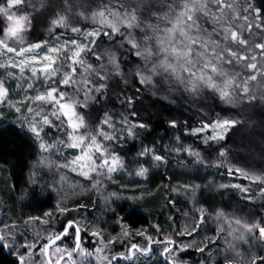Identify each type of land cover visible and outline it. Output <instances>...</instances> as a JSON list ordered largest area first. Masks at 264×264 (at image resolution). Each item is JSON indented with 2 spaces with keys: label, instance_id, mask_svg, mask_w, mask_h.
I'll return each instance as SVG.
<instances>
[{
  "label": "trees",
  "instance_id": "1",
  "mask_svg": "<svg viewBox=\"0 0 264 264\" xmlns=\"http://www.w3.org/2000/svg\"><path fill=\"white\" fill-rule=\"evenodd\" d=\"M115 2L118 8V0ZM129 2L132 3L134 0ZM147 2L152 4L154 11L159 8L153 0ZM0 4H3V0H0ZM82 4L87 5L89 10L81 8ZM101 5H108V0H67V3L65 0H44L42 6L40 0H32V6L28 0H23V3L12 11L28 16L31 21L30 27L23 33L27 44L51 39L49 29L53 28L51 21L57 15H65L68 25L63 29L53 28V33L60 36H76L69 30L73 26L82 30L95 26L93 20L85 19L78 13L84 11V16L90 17L92 12L102 10ZM70 7L72 10H69ZM233 7L236 12L230 15L236 17L235 30H238L247 41L248 54L255 52L257 61H260L261 50L254 46L264 44V0H233ZM138 15L141 19L147 16V8L142 9ZM244 16L248 17L247 21L243 20ZM5 23L6 18L0 16V28L5 27ZM249 24L250 28L247 27ZM240 25H245V28H240ZM113 43L105 40L100 49V52L104 53L101 55L100 63L105 64L108 71L111 68L105 55L115 52L120 57L124 54V50L113 47ZM88 63L94 68L98 67L92 56H88ZM120 67L122 75H112L106 81L108 85L106 95L95 94L97 99L90 102L84 113L86 124H93L105 111L117 122L120 121L121 115L128 116L130 111H135L137 115L134 119L146 127L135 129L134 137L121 136L119 140L112 142V146L119 154L134 155L149 144L155 145L159 150L169 139L180 137L201 154L202 163L190 159L188 163L203 166L208 171L198 175L185 172L181 174L170 170V163L165 162L159 171L152 170L144 181L118 177L108 181L102 189L88 188L86 178L65 171L71 182L82 181L85 186L83 187L85 190L82 189L65 198L61 191L66 182L61 185L55 182L58 176L51 174L45 163H40L44 158L30 134L24 127L16 124L10 108L2 109L0 229H3L2 234L8 239L4 241L7 251L5 246L0 244V264H18L17 257L20 258L18 254L24 252V248L15 239L26 238L30 241L35 237L36 231L42 236L46 233L59 232L67 216H72L79 222L82 229V246L85 248L95 250L96 247H101L97 243L98 238L91 235L92 231L97 229L101 231L105 245L103 253L108 257L119 256L112 264H172L167 254L161 252L162 244H154L153 251L148 256L136 253L130 261L122 259L121 254L127 251L129 244L145 245V236L136 234L140 231H144L155 240L164 236L178 242H190L191 237H181L178 233L192 227L196 222L198 208H204L210 214V218L203 222L195 242L207 243L209 238L214 237L217 238V242L209 244L203 252L195 247L176 252L175 257L178 260L190 264H226L225 262L247 264L250 258L255 257L259 264V260L264 258V241L250 238L243 240L235 251L229 249L225 242V237L229 241L227 227H224V233L218 231L219 227L224 226L222 225L224 218L218 219L213 215L217 209L237 211V214L244 215L251 221L264 224V195L261 194L258 182L246 180L234 171L238 168L252 175H264V102L257 99L249 103L240 95H236L233 97V104H227L209 89H203L194 97L185 91L182 85H174L169 91V86L160 83L158 77L154 78L155 86L141 85L135 74L137 68L141 70L144 68L139 60L129 57L127 61L121 62ZM229 70L239 72L240 75L246 74L239 67ZM251 83L257 85L253 91L259 97L262 90L259 77L256 82ZM127 97L132 98L131 108L124 102ZM217 116L237 121L234 127L228 129L223 140L203 144V138L209 135L211 129L200 136L190 135L193 128L201 127L209 120L214 123ZM173 122L176 127H172ZM219 152H225L226 155L221 157ZM226 169H233V173L229 174ZM209 177L236 182L249 187L250 191L244 193L233 187L218 191L207 190L204 184ZM191 185L200 187L196 190L192 189ZM148 189L151 191H147ZM112 193L116 195L112 196ZM57 205L75 211L61 214L56 211ZM46 212L52 213V216L44 217L43 214ZM32 217L48 219V223H28ZM5 224L15 227L8 232L4 228ZM84 228H88L87 235L84 234ZM109 239L112 243L108 242ZM236 252L240 255L236 256ZM24 254L27 257V253Z\"/></svg>",
  "mask_w": 264,
  "mask_h": 264
},
{
  "label": "snow or ice",
  "instance_id": "2",
  "mask_svg": "<svg viewBox=\"0 0 264 264\" xmlns=\"http://www.w3.org/2000/svg\"><path fill=\"white\" fill-rule=\"evenodd\" d=\"M153 2L159 5L155 11L147 0H134L132 3L129 0H118V8L115 0H108V5H101L102 10L92 12L90 17H85L84 11H80L78 15L85 19L90 18L95 26L90 31L73 26L69 30L76 36L67 39H61L59 34L53 33V28L68 27L66 16L57 15L51 21L53 28L49 29L51 41L45 39L27 44L23 33L30 27L31 21L28 16H17L16 12L12 11L22 4L23 0H3V4H0V16L7 21L5 27L0 28V69L4 70L0 72V106H7L17 113L23 108L26 114H22L19 120L26 126V132L30 134L40 152L58 153L67 161L63 167H70L81 176L90 177L95 173L97 176L111 178L113 173L123 171L124 161L115 154L112 142L119 140L121 136L134 137L135 129L146 127L134 119L137 115L135 111H130L128 116L121 115L119 122L107 111L93 124L85 122L84 113L90 102L97 99L95 94L106 95V81L112 75H122L121 62L127 61L129 57L144 65L143 70L137 68L135 73L141 85L155 86L154 78L158 77L160 83L169 86V91L174 85H182L183 89L194 97L203 89H209L227 104H233V97L236 95H240L249 103L257 99L264 102V44L254 46L261 50L260 61H257L255 52L248 54L247 41L235 30L236 17L230 15L236 12L233 0ZM28 3L32 6V0H28ZM40 4L42 6L44 0H40ZM80 7L85 11L89 10L87 5L82 4ZM144 8H147V16L141 19L138 13ZM69 10H72L71 7ZM243 20L247 21L248 17L244 16ZM239 27L245 28V25ZM247 27L250 28L251 25ZM105 40L114 42L113 47L124 50L120 57L115 52L105 55L110 71L106 70L105 64L100 63L101 55H104L100 49ZM41 49L43 51H40ZM88 56L95 58L98 67L94 68L88 63ZM237 67L246 74L240 75L239 72L229 70ZM258 77L262 89L259 97L253 91L257 85L251 83L256 82ZM124 102L131 108V97H127ZM236 123L235 119L217 116L214 123L209 120L201 127L193 128L190 135L200 136L211 129L202 143H218ZM172 127H176L174 122ZM176 142L177 147H162L159 151L180 153L183 150L188 156L202 163L200 152L186 147L180 142V137H176ZM64 149L78 150V154L69 160L64 157ZM156 153L157 149L150 147L142 149L137 155L148 158L143 163L158 162L150 166L159 167L165 163V159L164 155ZM218 154L221 157L226 155L225 152ZM40 163L43 164L44 160ZM226 171L233 173V169ZM234 171L246 180L258 182L261 194L264 195V175H252L238 168ZM148 172V168L140 167L133 175L146 180ZM32 182L35 183V180ZM98 185L99 180L93 181V186ZM190 187L198 190L200 186ZM220 187H233L244 193L250 191L249 187L240 184H221ZM56 211L65 214L75 210L57 205ZM196 211L198 215L192 227L178 233L181 237H191L190 242H178L164 236L155 240L140 231L136 234L145 236V246L129 244L128 254L123 258L131 259L136 253L148 255L153 251L154 244L163 245L162 251L172 257V264H180L175 257L176 252L193 247L201 252L205 251L209 244L217 242V238H209L207 243L195 242L203 222L210 218L204 208H198ZM43 216L51 217L52 213L46 212ZM223 216V212L217 213L218 219ZM33 222L47 224L48 219L29 218L28 223ZM234 223L238 228L229 222L228 236L239 231L240 234L235 237L238 240H245L246 236H250L252 239L264 241V224L241 223L239 219ZM12 227L15 225H4L8 232H11ZM81 231L79 222L72 216H67L59 232H52L47 237L37 232L36 241L43 242H31L27 245L21 243L24 248V252L20 254L21 264H76L74 254L84 258L95 255L100 264H112L115 257L101 255L105 248L101 231L97 229L91 233L98 238L97 243L101 245L95 248L94 252H86L83 248ZM83 231L85 235L88 234V228ZM218 231L224 233L225 228L219 227ZM2 232L3 229H0V241H5L8 237ZM66 239L73 241L71 248L60 247L57 243H63ZM108 242L112 243V240L109 239ZM225 242L229 249L235 251L234 245L226 237ZM24 253H27V257ZM235 254L240 255L239 252ZM247 264H258L257 258H250ZM259 264H264V258L259 260Z\"/></svg>",
  "mask_w": 264,
  "mask_h": 264
},
{
  "label": "rangeland",
  "instance_id": "3",
  "mask_svg": "<svg viewBox=\"0 0 264 264\" xmlns=\"http://www.w3.org/2000/svg\"><path fill=\"white\" fill-rule=\"evenodd\" d=\"M16 14H17V16H20L19 13H16ZM6 23H7V21H6ZM6 23H5V25H6ZM91 29H92V27L87 28L86 30L90 31ZM70 37H74V36H61V39H67ZM47 40L51 41V39H47ZM40 51H43V49H41ZM3 71H4L3 69H0V72H3ZM7 108H8L7 106H0V114H1L2 109H7ZM11 110L13 111V119L16 122V124H18V125H20L26 129V126L22 125L20 120H19V117L22 114H26L24 112V109L22 108V111L20 113H17L14 109H11ZM180 142L183 143L186 147H190L189 143L186 140L180 139ZM177 146H178V144L176 142V137L169 139L168 141H166L162 145V147L165 149L174 148ZM150 147L156 148L155 145L149 144V145L143 146L140 149V151L142 149H146V148H150ZM112 148H114V147L112 146ZM190 148L193 151H196L194 148H192V147H190ZM140 151H138L134 155L125 156V155L119 154L115 150V154L119 155L121 157V159L124 161V170L117 172V173H113L111 175V178H109L107 176H97L95 173L91 174L90 177L81 176L78 171L73 172L70 167H63V165H65L67 163V161L65 159L61 158V156L58 153H53V152L41 153V156L44 158V163L47 166V170L51 174H56L58 176V178L55 182H57V184H60V185L63 182H66V185H64V187H63L64 189H62V191H61V193H64L63 196L66 198L70 194L71 195L75 194V193L81 191L82 189L85 190V188H83L85 186H84V184H82V181L71 182V180L67 178V175H66L67 173L65 171L73 172L82 178H86V181H88V188H98L99 187L100 189H102V187H104L108 181L114 180L118 177H126L129 180L139 179V180L144 181L143 178L135 176V175H133V173L135 171H137L140 167H145V168L149 169V172H148V174H149L152 170L159 171L162 168V166L165 164L164 163L162 166H159V167H152L150 165H152L153 163H158V162L149 161L148 163H143V161L147 160L148 158L146 156L145 157H139L137 154ZM70 153H71V155H70ZM76 154H78V150L64 149V157H67L69 160L72 158V156H74ZM156 154L164 155L165 162H168V164L170 163V170H173V172H181V174H182V172H185V173L190 174V175H195V174L198 175V174H204L208 171V169L203 167V166L190 165V163H188V160L189 159L195 160V158L188 156L186 153L183 152V150L180 153H175V152H160L157 149ZM168 158H170L171 161H169ZM97 163H99V161H97ZM61 177H63V179H61ZM147 178H148V175H147ZM95 180H99L98 186H93V181H95ZM67 182H68V184H67ZM221 184H230L231 185V184H237V183L236 182L235 183L230 182V181L227 182L224 180L222 181V180L217 179V178L209 177L207 179L206 183L204 184V186L207 188V190L218 191L220 189H223L220 187ZM219 212L224 213V216H223L224 221L222 222V225H224V226H222V227H227V230H228L229 222H231L233 227L238 228V226H236L234 223L236 219H239L241 221V223L251 224V223L255 222V221H251L248 217H246L244 215L237 214V211H222L221 209H217L216 214H214L213 216L217 217V213H219ZM37 232H39V231L35 232V235H34L35 237L34 238L32 237V239L30 241H27L26 238H23V239L19 238V239H15V240H17L16 242H18L20 245H21V243H23L24 245H27L31 242H37L39 244L43 241L42 240L36 241V233ZM49 234L50 233H46V234H44L43 237H47ZM239 234H240V232L236 231L231 236L227 235L229 237V241L234 245L235 248H238L239 244L243 241V240H238L235 238ZM250 238H251L250 236H246L245 240H249ZM57 243L59 244L60 247H67V248H71L73 245V241L71 239L65 240L63 243H60V242H57ZM143 246H145V245H143ZM143 246H140V247H143ZM83 248L85 249L86 252L87 251H93L94 252V250H90V249L85 248V247H83ZM96 248H99V247H96ZM162 249H163V245L161 246V252H163ZM127 254H128V252L125 251L121 255L124 256ZM18 255H20V254H18ZM24 255H26V254H24ZM101 255H105V254L102 252ZM109 258H112V256ZM168 258L172 261V257L168 256ZM74 259L76 261V264H100V261H98L96 259L95 255L91 256V257L84 258L78 254H74ZM126 260H128V259H126ZM178 261L180 262V264H190V263H187L184 261H180V260H178ZM225 263H227V262H225ZM61 264H63V262H61Z\"/></svg>",
  "mask_w": 264,
  "mask_h": 264
},
{
  "label": "water",
  "instance_id": "4",
  "mask_svg": "<svg viewBox=\"0 0 264 264\" xmlns=\"http://www.w3.org/2000/svg\"><path fill=\"white\" fill-rule=\"evenodd\" d=\"M0 244H2V245H4L5 246V251H7V246H6V244H5V242L4 241H0ZM17 257V256H16ZM116 257H119V256H116ZM115 257V258H116ZM18 259H19V262H18V264H21V262H20V258L19 257H17ZM132 259V258H131ZM131 259H128V261H130ZM113 261L114 260H112V263H113ZM226 264H228V263H226Z\"/></svg>",
  "mask_w": 264,
  "mask_h": 264
},
{
  "label": "flooded vegetation",
  "instance_id": "5",
  "mask_svg": "<svg viewBox=\"0 0 264 264\" xmlns=\"http://www.w3.org/2000/svg\"><path fill=\"white\" fill-rule=\"evenodd\" d=\"M163 254H166V253L163 252ZM146 256H148V255H146ZM121 258L124 259L123 256H121ZM124 260H126V259H124Z\"/></svg>",
  "mask_w": 264,
  "mask_h": 264
}]
</instances>
